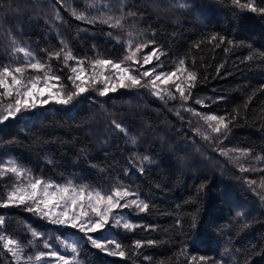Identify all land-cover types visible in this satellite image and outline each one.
Listing matches in <instances>:
<instances>
[{
	"label": "trees",
	"instance_id": "1",
	"mask_svg": "<svg viewBox=\"0 0 264 264\" xmlns=\"http://www.w3.org/2000/svg\"><path fill=\"white\" fill-rule=\"evenodd\" d=\"M121 5L124 13L136 15L126 16L118 29L70 14L75 8L93 16H118ZM55 10L62 20L54 18ZM129 33L134 43L155 39L167 53L158 71L173 70L175 62L185 60L198 77L192 99L182 106L178 98L161 100L139 88L106 96L90 91L68 105L50 102L0 125V162L14 160L34 176L57 184L71 181L105 191L117 182L130 185L150 209L127 216L155 230L119 229L115 236L126 246L137 239L155 240L156 245L140 249L139 256H111L93 248L77 229L50 224L22 207L0 208L4 230L25 244L32 239L29 228L44 234L25 249L28 255L47 251L44 239L58 249L63 241L76 238L81 264H185L201 255L210 258V264H264V200L257 194L264 191V172H242L219 151L251 148L254 155L264 156V60L242 62L252 51L264 52V17L241 14L230 0H67L64 7L57 0H0V64L23 62V54L12 55L13 41L42 61L48 59L45 50H58L61 40L81 58H118L126 53ZM213 35L234 43L217 47L209 42ZM51 64L69 83V68L61 61ZM193 112L233 114L236 120L226 139L205 140L210 129ZM113 120L129 129L128 136L114 128ZM144 155L152 162L136 159ZM240 163L264 168V162L252 159L241 158ZM14 179L11 174L0 178V197ZM250 180L257 184L250 187Z\"/></svg>",
	"mask_w": 264,
	"mask_h": 264
},
{
	"label": "snow or ice",
	"instance_id": "2",
	"mask_svg": "<svg viewBox=\"0 0 264 264\" xmlns=\"http://www.w3.org/2000/svg\"><path fill=\"white\" fill-rule=\"evenodd\" d=\"M230 2L241 14L249 12L264 17V0H230ZM57 3H60L62 7L67 6V0H57ZM70 14L77 20L89 24L99 22L113 29L123 28L125 17L136 15L132 11L124 13L123 5H121V14L118 16L108 14L93 16L77 11L75 8L71 9ZM54 18L63 19L59 10H55ZM109 35L111 36L112 33L110 32ZM128 35L130 39L126 45V53L118 58L101 55L81 58L74 55L69 45L61 40V47L58 50H45L48 59L42 61L30 49L19 46L13 41L12 55L23 54V62L15 66L0 64V125L10 119H16L23 112L45 106L50 102L68 105L77 97L90 91L96 92L99 96H106L118 89L143 88L161 100L178 98L182 106L192 99V89L198 83V77L195 71L186 66L185 60L180 59L175 62L173 70L158 71L163 67L161 57L167 55L163 48L157 45L155 39L139 40L134 43L131 39L132 33ZM209 42H215L217 47L221 44L234 43L226 37L216 35L210 37ZM199 46V43L194 45L197 48ZM147 48H151V51L144 53V49ZM257 58L264 60V52L252 51L242 62L250 63ZM53 60L61 61L64 67L69 68L70 75L66 78L69 83L65 84L64 78L53 71L51 64ZM69 62L72 63L69 64ZM149 64L153 66L141 71L145 65ZM217 71L219 72V68ZM173 87L174 92L171 90ZM260 90L264 91V85ZM196 103L202 104L203 101L197 100ZM185 110L193 111L192 109ZM193 114L199 116L210 129V134L203 136L205 140L220 141L221 137L226 139L230 126L234 125L236 120L233 114L228 116L195 112ZM177 115L180 113L178 112ZM112 124L116 130L128 136L129 129L126 126L115 120ZM196 131L200 134L199 128ZM131 142L135 144L136 139L132 138ZM219 151L221 155L228 156L230 160L235 161L242 172H264V168L257 169L254 165L246 168L240 163L241 158L252 159L258 163L264 162V156L254 155V149L220 148ZM230 153L237 155L232 156ZM136 159L141 164L152 162L147 155L137 156ZM139 171L143 174L142 167ZM8 174L15 179L4 196L0 197V208L22 207L26 212L50 224L77 229L84 234L93 248L111 256L121 258L139 256L141 255L140 249L155 246L157 243L151 239H137L130 246H126L116 236L103 235L109 229H123L126 232H133L137 228L144 231L155 230L152 225L133 223L131 219L123 215L125 209L130 215L147 213L150 209L149 203L141 199L139 191L132 189L130 185L117 182L105 191L102 188L75 185L71 181L57 184L53 180L34 176L30 169L22 167L14 160L0 162V178ZM247 182L250 187L257 184L255 180ZM260 187L264 189V178H262ZM253 191H256L255 187ZM257 194L260 195L261 200H264V191ZM5 225V217L0 216V253H3L0 264H80L77 245L64 246L66 251L72 253L69 256L61 254L52 243H49L48 239H44L43 242V249L47 251L38 250L28 255L25 249L33 246L37 240L44 237V234L35 228H29L32 239L25 244L20 239L6 233ZM95 233L101 235L95 236L93 235ZM116 235H119L118 231ZM180 254L185 255V250H182ZM144 259L150 260L151 257L144 256ZM185 264H210V258L203 255L191 256ZM211 264H223V261L211 260Z\"/></svg>",
	"mask_w": 264,
	"mask_h": 264
},
{
	"label": "rangeland",
	"instance_id": "3",
	"mask_svg": "<svg viewBox=\"0 0 264 264\" xmlns=\"http://www.w3.org/2000/svg\"><path fill=\"white\" fill-rule=\"evenodd\" d=\"M54 91H55V89H54ZM126 210V211H125ZM124 211H123V215L125 216V217H128L127 216V212L129 213V211L127 210V209H125ZM129 218V217H128ZM130 219V218H129ZM116 229H109L108 231H105L104 233H103V235L104 236H110V235H112V236H115L116 234ZM93 235H95V236H99V235H97L96 233L95 234H93ZM76 238H71V239H69V240H65V241H63V243H62V246H60V247H58V250L61 252V254H65V255H72V253L70 252V251H66L65 250V245H71V244H75L76 245ZM81 264V263H80Z\"/></svg>",
	"mask_w": 264,
	"mask_h": 264
}]
</instances>
